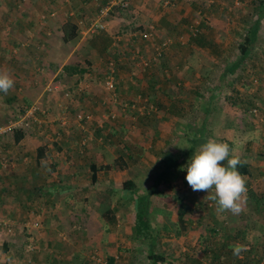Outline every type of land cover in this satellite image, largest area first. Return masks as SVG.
Segmentation results:
<instances>
[{
    "label": "rangeland",
    "instance_id": "obj_1",
    "mask_svg": "<svg viewBox=\"0 0 264 264\" xmlns=\"http://www.w3.org/2000/svg\"><path fill=\"white\" fill-rule=\"evenodd\" d=\"M53 1L0 0V61H35L37 65L49 67L42 74L46 79L39 86L37 98L28 101V106L39 100L43 102L44 112L37 115L34 133L30 136L51 145V148L45 146L46 159L39 166L42 173L33 166L29 169L36 170L33 172L36 179L23 181L21 186L12 181L11 189L5 185L7 181H0V200L4 193L14 192L6 204L0 205V264H107L106 257L110 254L116 256V264H152L148 247L135 237L136 201L123 183L132 180L143 192L153 183L151 179L164 152L170 151L180 156L183 165L173 172V186L162 185L153 198L152 219L162 233L156 255L166 258L161 264H240L228 249L225 253L219 252L224 256L220 260L202 258V263L196 262L203 250L194 244V235L174 236L178 227L176 197L188 204L186 221L198 223V228L200 223H218V227L225 223L264 224V81L259 85L251 81L252 77L264 74V20L245 65L234 75L222 77L224 67L240 58L239 46L256 16L257 2L162 0L170 3V7L164 8L161 0ZM102 18L106 28L95 34L89 32L91 24ZM66 20L79 27V39L72 44L62 41ZM151 26H154V39L148 42L142 35L151 31ZM194 27L200 30L197 37L191 32ZM167 36L172 42L162 50L164 57L156 59L158 49L162 48L159 45ZM182 60L195 63L187 68ZM109 61L123 62L125 65L117 64L119 75L125 72L135 82L130 87L120 79L118 87L122 89L116 93L118 100L129 104L136 96L144 95L150 104L146 110L142 103L136 106V111L131 106L132 110L125 113L109 105L113 93H107L104 88ZM142 61L157 62L149 70L144 64L136 66V62ZM165 61L175 64L168 63L165 67ZM71 64L77 68L80 64L91 66L90 76L60 78L63 70L59 71L58 77L50 82L62 79L65 88L48 95L46 87L50 78L46 73L53 66L59 70ZM151 77L154 80L149 84ZM84 85L93 86L94 91ZM89 102L100 108L92 111ZM207 102L211 103L208 117L211 130L207 139L228 143L231 154L240 158L244 157L242 153L250 156L252 170L245 176L247 193L239 215L218 212L216 202L205 200L209 193L193 191L185 179L186 165L197 149L186 159L181 153L190 150L188 138L196 131L202 106ZM152 104L156 109L151 108ZM252 109H258L259 117L250 115ZM81 111L90 114L91 120L79 123L76 114ZM8 117L5 124L18 115ZM64 119L73 125L75 138H72L71 151L64 150L70 161L60 172L76 173L78 165L73 162L76 158L87 163L81 169V179L63 180L66 186L71 184L66 188L52 178L58 171L51 162L52 154L62 151L53 146L55 137L51 132L50 138H43L39 132L42 127L50 129V126L59 130V126L64 127ZM5 158L11 165L5 164L6 168L0 163L1 172L13 170L16 162L23 160L18 156ZM29 159L33 165L35 157L29 156ZM46 177L51 178L44 181ZM52 184L54 192L39 193L41 185ZM26 188L32 195L20 199L16 192ZM108 209L113 211L115 219L105 220L103 215ZM221 226L218 232L226 229L228 234L232 233L229 227ZM255 232L263 235L264 230L259 228ZM102 235L105 240L97 242ZM110 235L113 243L108 242ZM251 236L240 242L245 246H252L250 243L254 242L256 252L249 264H264V243L257 236ZM206 242L204 248L212 247Z\"/></svg>",
    "mask_w": 264,
    "mask_h": 264
},
{
    "label": "trees",
    "instance_id": "obj_2",
    "mask_svg": "<svg viewBox=\"0 0 264 264\" xmlns=\"http://www.w3.org/2000/svg\"><path fill=\"white\" fill-rule=\"evenodd\" d=\"M257 2V9H256V16L252 19L251 25L249 28L246 29V33L244 35L243 42L239 46V51H240V58L232 63L229 64L228 66H225V70L223 73V78L227 77L228 75H234L240 67H243L245 65V61L250 57L251 52L257 43L259 39V32L261 29L262 21L264 20V0H254ZM164 7V5H163ZM168 8V7H164ZM124 10V9H123ZM128 10V9H127ZM154 27V26H151ZM192 31V30H191ZM62 41L67 44H72L74 42H77L79 39V27L75 23H73L70 20H66L65 23L62 26ZM200 33V30L198 29L196 35H193V37H197ZM170 38L169 36L166 37V39ZM165 40V37L163 38ZM200 40V39H199ZM204 40V39H203ZM207 43H205V46ZM164 51L161 52V54L157 51L155 58L160 60L162 57H164ZM160 54V55H159ZM113 62L114 64V69L111 71V63ZM157 61H149L144 67L146 69L151 68L152 65H155ZM160 62V61H159ZM158 62V63H159ZM162 62V61H161ZM167 62V61H165ZM138 64V62H136ZM135 64V63H134ZM136 64V65H137ZM165 63H163L164 65ZM39 67L45 66L43 65H38ZM51 66V64H50ZM89 66V65H88ZM109 70L108 74H112L113 78L115 79V84H116V93L117 91H120L122 89L118 87L119 83V72L117 70V63L116 61H109L108 63ZM53 70H57V67L53 66ZM86 69H79L74 65H65L63 68V74L65 75H73V74H79V75H84L86 73ZM62 75V74H61ZM60 75V77H61ZM259 76V75H258ZM152 78V79H151ZM149 79V84L152 82L153 77ZM167 82V80H164ZM252 83L255 85H259L260 82L264 81V74L261 75V77H252L251 79ZM56 83V82H52ZM155 83V81H154ZM264 84V83H263ZM133 86V84H132ZM134 102H129L125 106L124 101H117V103L113 106H115L116 109H122V111L127 112V110H132L131 106H133V111H136V106L139 103H142L144 105V108L146 110L147 105L149 102V99L140 94V101L139 100H133ZM37 102V101H36ZM35 102V103H36ZM28 104V103H27ZM29 105V104H28ZM30 106H26L21 112L18 114V117L13 120L17 121L19 120L18 118L25 113V111L30 108ZM209 106H211L210 102H207L206 105L202 106V117L199 120V122L196 125V131L193 132L192 137L188 138V142L191 144L190 150L185 151L184 153L182 152L181 155L185 156V159L189 156H191L195 149H198L202 144L207 142L208 137V130H211L209 127V122H208V117L210 114ZM152 109H156L155 105H151ZM253 110V109H252ZM251 110V111H252ZM250 111V115L253 116V114ZM146 112V111H145ZM145 112L143 114H145ZM138 113V112H134ZM141 115L140 113H138ZM7 121V120H6ZM6 121L0 125V127H3L5 125ZM34 123L30 125V127L26 129H21L18 128L16 129L13 133H10L9 136H16V140L19 142L21 141L25 136H30L34 133ZM8 135V134H7ZM4 137V136H2ZM8 137V136H7ZM58 147L59 151H62V148L59 147L58 145H55ZM71 151V149L69 150ZM46 149L45 146L40 147L38 149V162L42 161L43 159L46 158ZM187 156V157H186ZM231 158V155L230 157ZM241 160V164L237 166V170L243 175V176H249L251 174L250 170V164L246 161ZM0 163L3 166L4 164L10 163L9 161L6 160L5 156L0 154ZM117 164V163H116ZM184 164H186L184 162ZM227 162H224V165L226 166ZM11 164H8L10 166ZM182 162L180 161V156L175 155L173 152H167L163 154V157L160 159L159 164H158V170L156 172L155 177H153V183L148 184V187L144 189L143 192H140V188L137 187V183H135L132 180H128L123 183V186L126 191H128L133 198H135V226H134V234L135 237L143 242V244L146 246L147 249V254L149 260L152 262V264H161L166 261V258L164 256L156 255V246L158 243V239L162 236V233L158 231V229L154 225V221L152 219V214H154L153 210V198L156 194L160 192V187L162 185H165L167 187H172L173 186V180L172 176H174V170L180 168L182 166ZM107 168H110L109 166ZM122 170V168H120ZM94 175V173H93ZM95 177V176H94ZM96 179V178H95ZM150 180V181H151ZM176 200L178 201V206H177V229L174 230V236L176 237H181V236H186L189 234V231L191 230H198L201 234L199 236V239L196 242V246L198 248L202 249V255L199 259L196 260V262L202 263V258L204 259H210V260H220L224 256L223 254H220L219 252L225 253L226 250L228 249L229 252H232V249L230 246L235 245V244H240V242L244 239H247L248 237L250 238L251 235H253V232L256 230V226L254 227L251 223H231L227 224L225 226H221V228H227L229 227V230L232 231V233L229 231H226V229L223 230V232H218L219 227L217 226L218 223H200V227L198 228V223H192L189 221H186L187 215L189 214L190 208L188 207V204L185 202L184 199L176 197ZM104 218L105 220H110V219H115V215L112 210L108 209L104 213ZM168 228L172 231L170 227H166V230ZM211 243L212 247L209 248H204V245H207V241ZM204 241V242H203ZM203 242V243H201ZM216 244V246H215ZM252 246L248 245L247 251L242 252L240 257H236V261L240 264H249L250 258L254 257V253L256 252V247L253 243H250ZM222 250V251H219ZM29 251V250H28ZM243 253H247L248 257H243ZM115 257H108L107 264H114L115 262Z\"/></svg>",
    "mask_w": 264,
    "mask_h": 264
},
{
    "label": "crops",
    "instance_id": "obj_3",
    "mask_svg": "<svg viewBox=\"0 0 264 264\" xmlns=\"http://www.w3.org/2000/svg\"><path fill=\"white\" fill-rule=\"evenodd\" d=\"M51 1H53V0H51ZM160 33H162L164 35L166 34L165 31H161ZM92 53H95V51H93ZM185 57H187V56L185 55ZM182 62L185 64V66H187V68L192 67L193 66L192 63H195L194 61H184V60H182ZM199 62H201V61H196L197 64H199ZM116 63L119 66L123 64V62H121V61H116ZM168 63L175 64L174 61H167L164 64V66L165 67L169 66ZM138 64L141 65L142 62L138 63ZM80 65L81 66L79 69H87L86 70L87 72L85 73V75L88 74V76H90V73H88V72H89L91 66L89 67L88 65L85 66L83 64H80ZM98 65H100V64H97V66ZM123 65H125V64H123ZM129 65H130V63H129ZM74 66H76V65H74ZM153 66L154 65H152L151 67H153ZM43 67H45V66H43ZM0 70L6 71L15 81L14 87L9 90L7 95H5L3 92H0V125H2V123H4L9 118L8 115H10V114L14 115V116L18 115L21 112V110H23L26 106H28V104H27L28 101L37 98L36 95L39 91V86L43 85L44 80L46 79L45 77H43L42 74H44L43 72L49 70V67L47 66L44 69H41L35 61H30V62L29 61H0ZM62 70H63L62 67H60L59 70L58 69L52 70V71L50 70V72L46 73V77L50 78V80L48 82H50L53 78L58 77L57 72L62 71ZM123 73H125V72H123ZM123 73H121V75H119V80L121 79V81L123 80L125 83L127 81L128 85L130 87L132 86V84H135V82L132 81L133 78L131 76H129V74L125 75L126 73L125 74H123ZM61 74H59V77L61 75V77H63V78L72 77L74 75H79V74L65 75V74H63V71ZM184 75H186V73H184L183 76ZM83 76L84 75H82L81 77H83ZM85 77L86 76H84L83 78H85ZM125 78H126V80H124ZM59 80L62 81V79H59ZM59 80L54 79V81H52V82H57ZM52 82L48 83V85L51 84ZM81 83L79 84L80 86H81ZM119 83H120V81H119ZM84 86L90 88L89 89L90 91H92V92L94 91L93 86H91V85L90 86L84 85ZM124 88H125V86H124ZM133 100H136V101L139 100L140 101V95L136 96ZM69 101L72 102L71 100H69ZM89 103H90L91 110L94 112H96L97 109L100 108V106L94 107L93 103H91V102H89ZM105 104H106V102H104V105ZM112 108H115V106H112ZM63 113L65 114V112H63ZM59 128L61 130H63V133H62V131H60V129L58 130L56 128V126H54V127L50 126V129H48L46 127L45 128L42 127L39 130V132L41 133L40 135L43 138H50L49 132H51V136L55 137L53 140L54 141L53 146L58 145L59 147L62 148V152H57V154H55V153L52 154L51 162H53L54 169H58L57 172L52 174L53 175L52 178H54L55 180H59L60 183L64 185V188H66V187H69L71 184L66 186L64 184L63 180L66 179V180H68V182H71L70 179H72L73 181H74V179H77V180L81 179L82 178L81 169H83V167L85 165H87V163H85L83 161L76 160L77 159L76 158V159H74L73 162L77 163V164L76 163L75 164L78 165L77 170L79 172L76 171V173H73L71 175L70 174H64V173L60 172V170H62V168L68 164L67 162L70 161L69 157H65L64 150L66 149V152L68 153L70 148L71 149L73 148L72 143L74 141L72 138H75L73 136V133L75 131L72 129L73 125L71 126L70 124L67 125L66 127L59 126ZM68 134H71V137H69ZM2 138H4V137H2ZM5 139L0 140V154H2V155L7 154L5 156H9L11 158L18 156L20 158H23V160L16 162L17 163L16 167L14 165L15 168L12 167L14 169L9 171V172H5V171L1 172V170H0V181H7V183L5 185L8 186L9 189H11L10 187L13 186L12 181H17V185L21 186L20 184L23 181H28L29 179H31V180L36 179V177L33 176L34 175L33 172H35L36 170L33 169V172H32L31 170L29 171V169H31V167L33 166V168L36 167L38 169L39 173H42V171L39 170V166H42V164L44 163L46 158L43 159L42 161L38 162V149L40 147L47 145V144H43L44 140L42 141L41 139L39 140L37 138L32 139L31 136H25L19 142L16 140V136H8V138L6 140ZM31 146H35V147L33 148ZM47 146L49 148H51V145H47ZM64 146H65V148H64ZM241 155L244 157L243 158L239 157V158L250 164L249 154H243L242 153ZM29 156L35 157L33 165H32L33 160H30ZM263 163H260V165H263ZM92 165L93 164H91V166ZM91 166H89L90 170H91ZM4 167H6L5 164H4ZM251 168L252 167L250 166V170H252ZM77 173H80V175L78 176ZM92 173H94V172H92ZM57 174H59V176H56ZM80 176H81V178H80ZM92 177H93V175H92ZM50 178L51 177H46V178H44V181L49 180ZM97 178H98V175H97ZM53 185L54 184L46 185L44 187L41 185V187H39V193L40 194H46L48 192L49 193L54 192L55 189H54ZM47 187H49V189ZM16 193L20 197V199H23L26 196L32 195L28 192V188H26L24 190L20 189V191L16 192ZM13 195H14L13 191H10V193H8V194L4 193L3 197H2L3 199L0 200V205L6 204L10 200V197H13ZM58 224L62 225V223H58ZM65 224H67V223H65ZM256 224L252 223V225L254 227L256 226L255 227L256 229L261 228L262 230H264V224L263 223H260V225H256ZM134 226H135V223H134ZM256 233L257 232H255V231L253 232V235L257 236L255 238L262 240V242L264 243V233H263V235H261V233H259V232L257 234ZM189 234L194 235L193 240H195L194 244H196L201 233L199 231H193L192 232V230H191V231H189ZM260 236H263V237H260ZM181 237H184V236H181ZM104 240H105L104 235H102V236H100V239H98L97 242H103ZM108 242H110V243L114 242V241H112L111 235L108 238ZM108 254H110V252ZM108 257H115V259H116V256H114L113 254L107 255V257H106L107 260H108ZM38 262L40 263V261H38ZM116 262H117V260H115L114 264H116Z\"/></svg>",
    "mask_w": 264,
    "mask_h": 264
},
{
    "label": "clouds",
    "instance_id": "obj_4",
    "mask_svg": "<svg viewBox=\"0 0 264 264\" xmlns=\"http://www.w3.org/2000/svg\"><path fill=\"white\" fill-rule=\"evenodd\" d=\"M14 83V79L6 71L0 70V92L7 95L14 87ZM230 154L228 143L208 139L196 150L186 165L185 179L193 191L208 192L205 200L216 202L218 212L227 211L239 215L247 193V180L237 170V166L241 164L239 156L231 154L229 158ZM230 247L236 257H240L242 252L248 250L242 244Z\"/></svg>",
    "mask_w": 264,
    "mask_h": 264
},
{
    "label": "built area",
    "instance_id": "obj_5",
    "mask_svg": "<svg viewBox=\"0 0 264 264\" xmlns=\"http://www.w3.org/2000/svg\"><path fill=\"white\" fill-rule=\"evenodd\" d=\"M161 2L164 5V7H170V3L169 2H167V1L163 2L162 0H161ZM105 28H106V26H105V23H104L103 18H102V20H98V21H96V22L91 24V27L89 28V32H91L92 34H95V33H97V31L104 30ZM153 31H154V28L151 27V31H149L147 33H144L142 35V38L145 41L151 42L154 39ZM197 31H198L197 28H195V27L192 28V31H191L192 35H196ZM171 42L172 41H171L170 38L163 40L161 45H159V46H162V48L158 49L159 50L158 52L161 54L162 50L166 49L169 46V44H171ZM142 64L146 65L147 62L146 61H142ZM113 69H114V64L112 62L111 63V71H113ZM104 88L107 91V93H109V92L113 93L112 94L113 96L110 97L111 99H109V105H112V106L115 105L117 103V101H118V96L116 94L115 79L113 78L112 74H109V75L106 76ZM60 90H64L63 81H58L56 83H51V84H49L46 87V91H47L48 95H53V94L59 92ZM65 95L69 96L68 93H66ZM106 104H108V103H106ZM42 106H43V102L41 100H39L36 103H34L30 108H28L25 111V113L19 117V120L12 121L8 125L0 127V137L5 136L6 134L13 133L18 128L26 129V128L30 127L32 122H36L37 115L40 112H44L42 110ZM125 106H127V105L125 104ZM251 113L254 116L259 117L258 109H253L251 111ZM76 115H77V119H78L79 123L83 122V121H89L92 118V116L90 114H88V113H86L84 111L78 112ZM66 120L67 119H64V121H63V126L64 127L68 125ZM81 128H84V127L81 126ZM97 260L101 262L100 258L97 259Z\"/></svg>",
    "mask_w": 264,
    "mask_h": 264
}]
</instances>
